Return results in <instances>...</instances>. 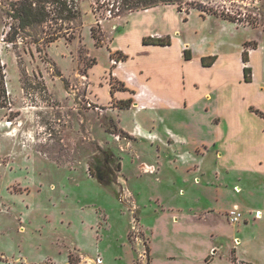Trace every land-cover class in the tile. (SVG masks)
Instances as JSON below:
<instances>
[{"label": "rangeland", "instance_id": "rangeland-1", "mask_svg": "<svg viewBox=\"0 0 264 264\" xmlns=\"http://www.w3.org/2000/svg\"><path fill=\"white\" fill-rule=\"evenodd\" d=\"M27 1L45 7L46 20L19 28L13 13ZM73 2L80 9L76 19H67L56 0H0V59L8 85V107L0 108V264H146L149 237L140 224L153 229L149 236L158 258L185 263L214 242L213 217L198 216L214 207V190L195 166L214 167V152L208 151L210 142L196 146L180 136L188 140L203 116L224 124L217 112L227 116L234 110L259 133L264 0H182V11L158 5L132 13L123 0ZM206 27L224 33L228 41L220 40L238 57L220 100L209 109L205 99L191 104L187 98L176 108L156 102L149 82L164 89L166 99L183 70L177 74L174 61L172 70L157 60L148 64L152 50L141 39L160 32L178 37V28L197 37ZM244 50L253 82L244 80ZM198 63L194 58L184 71L195 74ZM130 98V108L118 107ZM106 149L122 165L114 188L119 197L89 173Z\"/></svg>", "mask_w": 264, "mask_h": 264}, {"label": "crops", "instance_id": "crops-1", "mask_svg": "<svg viewBox=\"0 0 264 264\" xmlns=\"http://www.w3.org/2000/svg\"><path fill=\"white\" fill-rule=\"evenodd\" d=\"M206 20L212 24V27L214 26V22L203 19V21ZM212 27L201 28L202 31L195 32L197 37H193L190 31L183 32L179 28L177 29L178 37H173L170 33H158V36L170 35V45H145L143 44L144 37L141 39L142 45L152 50V57L149 58L148 64L157 60L163 64V68L170 67V70H172L173 64L171 62L174 61L177 74H179L178 69L182 68L183 72L181 74L188 78V82L185 84L182 81L184 77L177 76L178 78L172 83L171 87L174 91L166 94L167 97L169 96L168 99L163 97L164 89L162 91L158 90L154 83L149 82L150 91L157 97L156 102L167 108L172 106L176 108V105L185 103L187 98L191 104H196L199 100L205 99L209 103L207 104V109H209L211 108L210 102L216 103L220 100L219 90L232 80L230 77L233 70L231 62L236 56L229 51L228 39L225 34L219 33L217 30L216 32L212 31ZM219 36L226 37L227 41L220 40ZM175 41L178 43L175 44ZM185 49H191L190 59L185 58ZM170 50L171 52L174 50L176 57L173 58L172 54L167 56ZM155 52L156 58L153 61ZM209 56H216L217 59L211 66H204L202 59ZM194 58L199 60L198 72L192 75L185 72L184 69L186 63ZM239 59L243 62L242 55ZM148 74L151 75V73ZM203 75H207V78H204ZM148 79H150V76ZM195 82L201 84L200 89L195 87ZM194 93L198 97L190 96ZM226 102L230 106L229 99L224 103ZM235 112L234 110L232 114L227 115L228 117L217 112L216 117L221 116L224 124L211 122V118L209 119L201 114L200 116H203V118H200V122L194 123L196 125L191 126L194 129L189 130L188 140L180 136L186 142L196 146L204 142H210L211 145L208 151L214 152V155L209 158L213 161L214 167L205 166L200 169L198 163L195 164L199 175L205 176L207 179V188L214 190V207L198 214L203 221L207 220L209 216L213 217L214 232L212 238L214 242H207L202 247L203 251L200 254L189 257L185 263L179 262V264H264V117L256 115L261 120L259 125L263 124L262 127L257 129V131L259 130L257 134L252 127H245ZM203 129L206 132H203ZM240 139L244 140L242 142L243 146L238 147L236 142H240ZM162 141L165 142L163 138ZM248 147L250 148L248 149ZM182 190L184 189L181 187L179 192L182 193ZM154 199H156V202H160V206H164V202L161 201L159 196ZM231 210L243 212L240 222L233 223L230 221L229 212ZM142 216H144L143 212L140 215V221ZM175 217L176 215L173 218L175 219ZM178 220L179 218H177ZM140 226L147 231L149 237V257L147 254L145 255V259L147 258L146 264H173L172 261L158 258V255L154 253L153 243L150 241L149 236L150 231L152 232L153 229L144 227L141 224ZM227 235L234 238L233 243L227 242ZM214 247L216 249L212 253L211 250Z\"/></svg>", "mask_w": 264, "mask_h": 264}, {"label": "trees", "instance_id": "trees-1", "mask_svg": "<svg viewBox=\"0 0 264 264\" xmlns=\"http://www.w3.org/2000/svg\"><path fill=\"white\" fill-rule=\"evenodd\" d=\"M73 2V0H72ZM57 5L61 8L63 12L68 13L67 19H76L80 16V9L75 2L72 5L69 4V0H56ZM182 0H123V8L125 7L130 12H135L138 10H145L156 7L158 5H177L178 10L182 11ZM121 6V7H122ZM193 8L199 9L203 12L214 14V10L207 9L203 3H194L191 5ZM124 8V9H125ZM46 8L45 7H35L32 2H21L20 6L15 8L13 13V18L18 20L19 28H25L37 22H44L46 20ZM227 18V17H225ZM228 19V18H227ZM230 19V18H229ZM186 20V19H185ZM232 20V19H230ZM8 41L12 42L13 37H10ZM143 44L145 45H170L171 37L167 36H146L143 38ZM191 49L184 50V56L186 59L191 58ZM216 56L204 57L202 63L204 66H211L215 60ZM242 60L245 63L243 68L244 71V80L246 82H252V67L249 65L250 58L247 50H244L242 53ZM133 99L120 100L118 107L121 109H127L131 107ZM8 107V85H7V76L5 70V64L2 63L0 59V108ZM264 116L263 113H259ZM125 133L124 131H122ZM116 162V163H115ZM121 163L116 161L114 153L110 149L101 151L100 156L95 158L94 163L89 166V173L97 180V182L112 191L116 197H119V192L115 191V186L119 184L117 178V171L121 170ZM149 257V254L147 253ZM149 259V258H148Z\"/></svg>", "mask_w": 264, "mask_h": 264}, {"label": "built area", "instance_id": "built-area-1", "mask_svg": "<svg viewBox=\"0 0 264 264\" xmlns=\"http://www.w3.org/2000/svg\"><path fill=\"white\" fill-rule=\"evenodd\" d=\"M242 217H243V212L242 211H239V210H231L229 212V219L233 223L240 222L242 220Z\"/></svg>", "mask_w": 264, "mask_h": 264}]
</instances>
